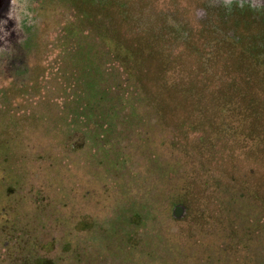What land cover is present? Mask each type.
Here are the masks:
<instances>
[{
    "label": "rangeland",
    "instance_id": "rangeland-1",
    "mask_svg": "<svg viewBox=\"0 0 264 264\" xmlns=\"http://www.w3.org/2000/svg\"><path fill=\"white\" fill-rule=\"evenodd\" d=\"M0 264H264V0H0Z\"/></svg>",
    "mask_w": 264,
    "mask_h": 264
}]
</instances>
